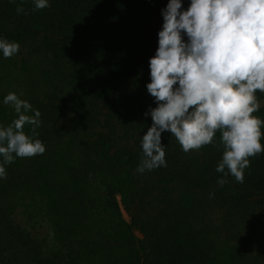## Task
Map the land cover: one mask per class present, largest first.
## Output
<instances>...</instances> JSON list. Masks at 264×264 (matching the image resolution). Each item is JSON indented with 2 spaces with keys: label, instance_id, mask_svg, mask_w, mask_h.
<instances>
[{
  "label": "trees",
  "instance_id": "1",
  "mask_svg": "<svg viewBox=\"0 0 264 264\" xmlns=\"http://www.w3.org/2000/svg\"><path fill=\"white\" fill-rule=\"evenodd\" d=\"M167 3L49 0L36 9L34 0H0V39L35 44L42 56L31 69L44 87L40 124L24 131L46 148L5 165L0 264H264V151L249 157L240 183L215 170L219 131L188 152L166 131V166L136 170L152 124L143 86ZM253 115L264 119V105ZM0 119L5 127L13 121ZM112 120L129 127L124 142L109 133ZM16 208L24 224L12 220ZM229 209L244 225L257 221L247 236L234 228L239 220L217 217ZM44 220L52 246L29 230Z\"/></svg>",
  "mask_w": 264,
  "mask_h": 264
},
{
  "label": "clouds",
  "instance_id": "2",
  "mask_svg": "<svg viewBox=\"0 0 264 264\" xmlns=\"http://www.w3.org/2000/svg\"><path fill=\"white\" fill-rule=\"evenodd\" d=\"M34 4L43 9L49 0ZM182 4L183 0H168L161 9L163 24L155 55L149 58L146 85L156 107L144 113L150 114L152 124L142 135L143 158L136 170L166 166L161 142L166 131L185 152L213 143L219 131L224 151L215 170L243 183L249 157L264 151V119L253 115L260 109L255 93L264 92V0H190L187 8ZM17 11L24 9L18 6ZM19 47L18 42L0 39L5 58ZM3 102L13 106L18 118L0 126V179L6 178L5 165L16 157L46 150L40 139L24 131L29 124L35 133L40 111L14 92ZM217 183L223 186L226 179L218 178Z\"/></svg>",
  "mask_w": 264,
  "mask_h": 264
},
{
  "label": "rangeland",
  "instance_id": "3",
  "mask_svg": "<svg viewBox=\"0 0 264 264\" xmlns=\"http://www.w3.org/2000/svg\"><path fill=\"white\" fill-rule=\"evenodd\" d=\"M19 46V51L11 57L5 58L2 54L0 55V116H3L6 121L18 118V114L15 112L13 106L10 104H4L3 102L4 97L9 92H14L19 98L27 100L35 109L41 105H39L38 102L41 100L42 93H44L41 78L36 72L31 70L35 65L39 64L42 56L35 49V44L27 42L25 44H19ZM21 60H26L24 67H21ZM148 82L150 81H147V83ZM147 83L143 86V100L145 103L153 107L156 105V102L155 98L151 96L147 90ZM31 92H33V94ZM257 99L260 106L264 105V97ZM38 110L40 111L41 109ZM128 129L129 127L127 125L118 121L112 120L108 124L109 133H112L118 142H124V140L131 135V132ZM123 214L129 219L124 210ZM217 217L230 218V221L231 219L239 220L240 218H238L235 211L231 209L227 210V212H219ZM11 218L16 223L24 224L20 208L15 209ZM256 224L257 221L255 219L248 221L247 225H244L239 220L238 223L234 225V228L236 227L238 229L239 234L247 236V231H251V228L255 227ZM29 230L32 237L41 242L44 246L54 245L52 232L47 220L41 221V223L35 227H30ZM136 233L140 235L138 232Z\"/></svg>",
  "mask_w": 264,
  "mask_h": 264
}]
</instances>
